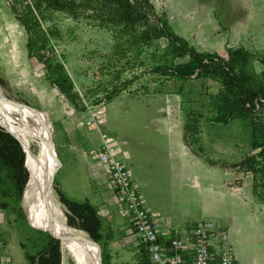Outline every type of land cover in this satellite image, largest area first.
Instances as JSON below:
<instances>
[{"label": "rangeland", "instance_id": "1", "mask_svg": "<svg viewBox=\"0 0 264 264\" xmlns=\"http://www.w3.org/2000/svg\"><path fill=\"white\" fill-rule=\"evenodd\" d=\"M12 1L19 10V0ZM23 1L26 7L30 5L29 1ZM149 1L157 12L166 16L173 31L187 39L197 50L224 54L229 47L243 46L255 53V68L257 71L261 69L259 61L264 56V0L249 1V7L246 5L249 9L243 8L245 3L237 0L233 1L237 2L234 8H229L225 0ZM233 2L231 1L232 4ZM46 34L51 47L48 46V57L41 63L29 55L26 42L28 35L34 39L36 35ZM166 43L163 38L155 41L153 46L163 51ZM111 45V36L107 30L91 20L76 22L61 13L49 11L37 22L25 24L16 19L15 13L9 8V0H0L1 86L9 97L30 104L29 106L47 115L48 119L37 112L48 134V144L52 146L53 140L56 153L57 148L59 150L60 161L57 153V163L60 162V168L55 173V177L58 174L59 186L72 199L88 200L95 204L94 183H90L88 178L70 175L67 169L61 170V161L64 162L65 157L61 151L58 117L67 106L70 112L75 111L80 115L81 124L84 120V112L75 101L67 98L66 92L73 93L78 88L83 94L88 89L87 98L97 106L111 103L123 90L132 97L148 94L150 99L144 100V103L153 107L152 112L157 118L169 121L173 129L176 126L178 130H182L185 124L189 126L185 135L181 134L180 151L184 167L192 169L200 183L199 209L209 211L197 219L210 220L224 232L234 227L241 232L263 234L264 202L255 198L251 191V173L240 166H233L253 152L249 146L248 128L241 120L221 123L212 118L210 102L220 89V84L207 76L182 75L181 69L177 67L186 62V57L175 59L172 72L155 71L149 57L153 47L146 48L138 61L117 77L120 64L112 66L109 61ZM54 59L64 63L66 73L71 74L77 83L71 80L72 89L61 90L49 80L47 71L53 67ZM105 118L107 121L103 124L104 130L115 136L112 116L106 113ZM81 128L98 139L96 131L85 126ZM151 145L156 146L155 137L152 138ZM144 151L146 171H160V178L169 187L172 184L169 171H177L178 167L175 158L170 156L167 143H160L154 155L150 148H145ZM208 191L214 195V202L207 200ZM141 195L143 207L151 213L159 214L155 205L157 200L144 190ZM56 198L59 201L58 196ZM1 203L6 206L0 208V256L8 258L5 264H27L24 250L34 254L47 241L30 224H44L32 219L23 201L22 206L27 214L25 219L18 217L17 207L20 204L0 195ZM107 204L111 213L123 221L124 217L119 214L116 204ZM61 207L65 214L63 204ZM126 237V241L119 239V236L113 241L117 253L123 246L138 251L126 255L123 262L138 264L140 257L148 258L144 251H139L142 244L136 236L130 234ZM98 245L101 249V245ZM62 252V264H74L70 255L63 249Z\"/></svg>", "mask_w": 264, "mask_h": 264}, {"label": "trees", "instance_id": "2", "mask_svg": "<svg viewBox=\"0 0 264 264\" xmlns=\"http://www.w3.org/2000/svg\"><path fill=\"white\" fill-rule=\"evenodd\" d=\"M27 1L30 2L28 7L25 1L19 0L18 10L16 4L9 0V8L21 23H35L39 18H43L46 12L53 11L76 22L91 20L95 25L107 30L113 41L109 61L112 66L120 64L117 77L125 69L131 68L146 48L153 47L149 57L155 71L172 72L175 59L186 57V62L177 67L181 69L182 75L207 76L217 81L220 89L210 102L212 118L215 122L221 123L233 119L241 120L248 128L249 146L253 152L245 155L233 166H240L251 173L252 193L255 198L264 202V111H262L264 110V56L259 61L261 69L257 71L254 64L257 60L255 53L243 46L229 47L225 49L224 54L199 51L190 45L187 39L171 29L166 16L157 12L149 0ZM163 38L167 43L165 49L160 51L153 45L155 41ZM48 46L50 45L47 34L36 35L34 39L28 35L27 51L38 62L44 63L48 57ZM63 64L54 59L53 67L48 69L47 75L54 86L61 90L66 88L70 90L73 87L72 81ZM0 84L3 85L1 78ZM87 90H85L86 98ZM66 96L72 102L75 101L84 112L85 108L76 90L73 93L66 92ZM10 130L22 141L20 133ZM188 130L189 126L185 124L184 133ZM6 131L0 126V195L13 200L17 205L20 204L21 206L17 207L18 217L25 219L27 214L22 206V200L30 177L29 167L26 166L27 155L20 140L7 131L11 139ZM57 196L65 207L67 224L86 232L97 244H100L104 264H113L108 249L111 235L103 234V219L97 207L88 200L72 199L59 189ZM5 206L4 203L0 204V208ZM35 226L42 227L39 224ZM35 231L40 237H46L47 241L34 254L24 250L27 264H62L61 247L59 248L54 240L45 235L54 237V234L39 229ZM59 241L61 243L60 238ZM141 244L142 248L139 251L146 253L142 242ZM21 247L24 248L23 245ZM146 255L148 256L147 253ZM139 264H150L149 256L145 259L140 257Z\"/></svg>", "mask_w": 264, "mask_h": 264}, {"label": "crops", "instance_id": "3", "mask_svg": "<svg viewBox=\"0 0 264 264\" xmlns=\"http://www.w3.org/2000/svg\"><path fill=\"white\" fill-rule=\"evenodd\" d=\"M225 1L226 3L228 2L227 6L229 8L231 6L234 8L238 1H243L245 3L243 8L245 7L246 9L248 3H251L249 1L252 0H237L236 3L233 2L234 0ZM107 33L109 32L107 31ZM24 49L25 46L23 47V52H25ZM0 72V76L3 77L1 68ZM68 75L76 83L72 75L69 73ZM149 99L148 94H144L143 97H132L131 94L123 90L119 96L107 104L106 113L112 116L111 122L116 132L114 135L120 142L122 150L128 155L125 161L132 171L134 185L137 187L140 195L141 191L144 190L151 198L157 200V204L155 205L159 214H153L157 218L160 229L159 235L163 240H166L170 235L183 233L191 229L198 221L206 220H199L197 218L209 211L207 209H199L201 205V189L198 177L193 174L192 169L184 167L183 156L180 151L182 146L181 134L185 135L183 128L182 130L181 128L178 130L175 126V129H173L169 121L157 118L152 112L153 107L144 103V100L147 101ZM79 118L80 115L75 111L70 112L67 106H65V111L58 117L57 123L61 134V151L65 157L64 162L61 161V170L67 169L70 175L75 174V176L88 178L90 183H94L93 200L95 204L93 205L97 207L98 213L103 219V234L111 235L108 241L111 262L113 264H126L123 262L124 257L134 254L138 250L134 248L127 249L123 246L118 249L119 253H117V248H115L113 241L118 236L119 239L126 241L127 235H136L129 227L125 218L123 221H120L106 206L107 203H114L113 194L103 175L101 165L90 156V150L99 144V136L96 139L89 133H86L81 128L82 124ZM154 137L156 138L155 147L151 145L152 138ZM162 142L167 143L170 156L171 158H175V164L178 167L177 171H169L170 181H172L169 187L164 184L162 177L160 178V171H146L144 149L150 148L152 155H154L155 150L158 151L159 145ZM57 151L58 161H60L58 148ZM57 164L59 171L60 162ZM58 189L67 195L59 184ZM207 200L211 202L215 201L214 195L210 191L207 193ZM162 212L164 213L163 215ZM168 212L170 213L166 214ZM226 233L236 264H264V233L241 232V230L234 227L229 228Z\"/></svg>", "mask_w": 264, "mask_h": 264}, {"label": "built area", "instance_id": "4", "mask_svg": "<svg viewBox=\"0 0 264 264\" xmlns=\"http://www.w3.org/2000/svg\"><path fill=\"white\" fill-rule=\"evenodd\" d=\"M76 91L85 108L82 126L99 136V144L90 150V156L101 165L118 212L143 243L150 264H236L227 233L210 220L198 221L191 229L172 234L166 240L160 237L156 215L143 207L134 185L132 171L125 161L127 153L118 139L102 128L107 105H93L85 91ZM1 257L0 264H5L8 258Z\"/></svg>", "mask_w": 264, "mask_h": 264}, {"label": "bare ground", "instance_id": "5", "mask_svg": "<svg viewBox=\"0 0 264 264\" xmlns=\"http://www.w3.org/2000/svg\"><path fill=\"white\" fill-rule=\"evenodd\" d=\"M37 112L48 119L42 111L9 97L3 88L0 89V126L17 138L18 136L10 129L21 134L23 140L18 139L27 155L26 166L29 167L30 177L22 201L32 219L44 225L36 227L29 224L44 231H47L45 225L49 224L51 231L59 235L61 246L66 247H62L63 251L70 255L74 264H100L97 252L100 246L94 243L86 232L67 224L61 203L57 198L52 199L47 206L48 194L53 187L58 169L57 153L53 140H51L52 146L47 142L48 134ZM34 146L36 148H33Z\"/></svg>", "mask_w": 264, "mask_h": 264}, {"label": "water", "instance_id": "6", "mask_svg": "<svg viewBox=\"0 0 264 264\" xmlns=\"http://www.w3.org/2000/svg\"><path fill=\"white\" fill-rule=\"evenodd\" d=\"M3 87L1 86V84H0V89H2ZM23 103H25V102H23ZM25 104H27V103H25ZM30 105V104H29ZM7 132V131H6ZM8 133V132H7ZM9 134V133H8ZM9 137L12 139V137H11V135L9 134ZM52 137H53V139L55 140V138H54V136H53V134H52ZM56 142V141H55ZM24 165H25V163H24ZM58 174H57V176L55 177V180H54V182H53V187H52V189L50 190V192H49V194H48V198H47V206L49 205V203L51 202V200L52 199H54L55 197H57V190H58ZM45 228H46V230L48 231V233H53L54 234V237H52V236H50L54 241H55V243L57 244V245H59V248L61 247H63V246H61V243H60V241H59V236L54 232V231H51V227H50V225L49 224H46L45 225ZM48 235V234H47ZM94 243H96L95 241H94ZM97 244V243H96ZM63 248H66V247H63ZM68 249V248H67ZM60 252H61V249H60ZM97 252H98V255H99V260H100V264H104V261H103V255H102V251H101V249L99 248L98 250H97Z\"/></svg>", "mask_w": 264, "mask_h": 264}]
</instances>
